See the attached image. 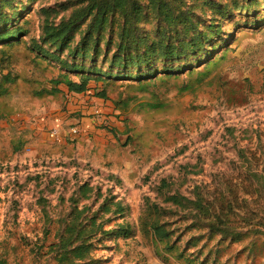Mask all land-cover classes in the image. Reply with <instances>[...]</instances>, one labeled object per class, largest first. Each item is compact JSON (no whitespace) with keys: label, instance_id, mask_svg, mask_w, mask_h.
Masks as SVG:
<instances>
[{"label":"rangeland","instance_id":"1","mask_svg":"<svg viewBox=\"0 0 264 264\" xmlns=\"http://www.w3.org/2000/svg\"><path fill=\"white\" fill-rule=\"evenodd\" d=\"M69 1L15 0V8L4 10L17 13L15 22L24 33L18 44L14 41L0 51V251L7 264H35L31 247L43 244L46 252L54 242L55 226L47 224L43 209L54 220L88 183L107 197L110 193L123 199L134 227L131 238L107 242L109 248L97 253L98 264H181L169 256L163 261L150 234L140 230L139 217L154 204L167 209V195H189L195 186L204 193L223 183L224 175L236 174L232 166L239 160L237 148L250 150L253 162L262 168L263 151L256 148L264 150V0H247L251 6L241 10L232 8V0H215L229 1L231 12L222 20L218 40L211 43V54L195 67L191 60L188 70L170 74L160 64L155 76L131 80L99 58L91 65L104 71V83L91 80L89 93L79 96L56 83L64 79L63 61L75 60L67 50L34 51L44 19L41 9ZM187 2H195L197 13L209 23L200 0ZM69 78L78 81L76 75ZM102 90L107 100L96 97ZM83 121L104 137L113 129L117 132V141L98 163L84 161L85 154L68 153L52 136L55 128L79 127ZM83 133L79 128L68 145L74 148ZM87 141L81 140L83 146ZM87 202L93 201H80L79 206ZM162 220L182 245L201 233L188 228L190 221L176 208ZM250 240L222 252L210 241L203 253L212 249L220 264H229V254ZM252 240L260 248L254 264H264V235ZM250 259L245 252L237 264H251ZM39 264L55 262L43 257Z\"/></svg>","mask_w":264,"mask_h":264},{"label":"trees","instance_id":"2","mask_svg":"<svg viewBox=\"0 0 264 264\" xmlns=\"http://www.w3.org/2000/svg\"><path fill=\"white\" fill-rule=\"evenodd\" d=\"M200 1L201 12L209 13V23L199 16L195 2L187 0H70L44 7L41 9L44 16L41 36L35 42L34 51L48 54L53 50H67L75 60L63 61L64 79L56 83H64L68 92L76 94L87 92L91 80L105 78L104 71L91 65L99 58L111 71H118V76L131 80L155 76L160 64L161 69L170 74L177 69L179 72L188 70V61L192 60L193 68L203 57H209L211 43L221 34L222 20L231 12L229 1ZM246 1L232 0V8L249 9L252 2L247 5ZM14 2L0 0V51L14 41L18 44L24 33L23 27L15 22L17 13L9 15L4 11L15 8ZM112 73H107L109 79ZM71 74L76 75L78 81L73 82L69 78ZM48 94L51 93L46 92ZM95 95L98 99H108L106 90ZM127 143L128 139L125 145ZM256 149L263 151L259 156L263 160L262 168L253 162L250 150L237 148L239 160H233L232 166L236 174L224 175L223 183L215 184L204 193L200 186H195L189 195H167L164 199L169 206L167 209L154 204L148 214L139 217L140 230L150 234L163 261H168L163 256H169L181 264H220L212 249L203 253L208 242L214 241L222 252L235 242L264 235V150ZM107 194L108 197L84 183L68 199L66 209L60 207L54 220L44 208L47 224L55 226L54 242L47 246L46 252H42L43 244L35 249L31 247L35 264L43 257L55 264H98L97 253L109 248L107 242L131 238L134 227L127 220L128 205L123 199ZM90 200L94 203L79 206L80 201ZM173 208L190 221L188 228L201 231L187 238L183 245L177 241L169 223L162 220ZM113 222L114 225L109 226ZM202 238L205 242L199 246ZM228 239L229 242L222 244ZM251 240L229 254V264H237L238 257L245 252L254 264L260 248ZM0 264H7L5 253L1 251Z\"/></svg>","mask_w":264,"mask_h":264},{"label":"crops","instance_id":"3","mask_svg":"<svg viewBox=\"0 0 264 264\" xmlns=\"http://www.w3.org/2000/svg\"><path fill=\"white\" fill-rule=\"evenodd\" d=\"M88 91L85 93L83 92L76 94V93L68 92L67 90L68 93L78 96L85 95L89 93ZM47 123L48 122H45L43 126H46ZM79 128H80V132L82 128L84 133L82 134L83 136H80V141L74 143V148H72L71 145H68V141L71 140L72 137H66L62 140L63 142L61 141L58 144H62L63 148L67 147L68 153L76 152L77 157H79L81 154H85L86 158L84 159V161L98 163L102 158L106 157L109 146H111L112 143H115L117 141L116 137L113 135V133H117L115 129H113V133L112 132L108 133V137H104L105 135L101 132V130L93 131L94 128L90 125V122L88 121L81 122ZM35 130L39 132L41 130V126L37 125L35 127ZM118 130L120 131L119 127ZM84 139H88L87 144L85 146H83V144L81 143V140ZM89 148L90 151L88 152Z\"/></svg>","mask_w":264,"mask_h":264},{"label":"built area","instance_id":"4","mask_svg":"<svg viewBox=\"0 0 264 264\" xmlns=\"http://www.w3.org/2000/svg\"><path fill=\"white\" fill-rule=\"evenodd\" d=\"M95 114H100V112H95ZM66 130H69L67 132ZM79 133V127L78 126H72L69 127L68 129H64L63 127L61 128H55L52 131V136L55 138V141L59 142L62 141L66 137H76Z\"/></svg>","mask_w":264,"mask_h":264}]
</instances>
